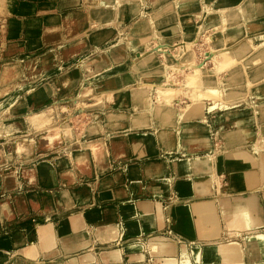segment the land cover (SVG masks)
I'll use <instances>...</instances> for the list:
<instances>
[{"label": "rangeland", "instance_id": "rangeland-1", "mask_svg": "<svg viewBox=\"0 0 264 264\" xmlns=\"http://www.w3.org/2000/svg\"><path fill=\"white\" fill-rule=\"evenodd\" d=\"M16 1L0 0V203L15 202L18 197L28 205L30 195H35L41 200L45 197L51 200L55 193L67 194L72 197L73 202L61 209H45L47 206L43 203L44 211L40 213L31 212L30 206H27L24 210L16 211L13 218H1L0 264L49 263L50 261L26 262L27 259H34L31 256L33 247L29 246L38 241L37 231L39 228L49 226L56 229V233L59 234L60 228H68L66 236H69L73 234L72 226L76 218L81 219L79 226H84V222L89 225L88 235L97 246L108 247L99 251L101 255L107 251L113 252L114 249H123L127 261L129 256L131 258L140 251V255L144 254L148 261H152L157 252L152 241L146 236L138 239L130 234L119 241L114 240L116 208L127 214L130 206L136 201H159L167 209L168 218L172 222L170 225L173 224V215L179 214L183 204L191 199L202 198L207 193L197 194L192 182L205 179L209 175L202 172L198 175L193 173L190 176H178L177 164L181 160L210 155L212 164H216V178L208 187L217 185L221 197L224 194L232 196L241 188V190L252 188L240 175L226 169L219 170L218 165L219 159L225 158L236 149L243 148L247 152L252 142L246 146L228 143L224 133L229 129H220L228 120H220L218 114L213 115V111L206 112V121L200 116L187 114L188 106L199 101L197 97L200 103L203 97L206 98L208 95L209 99V95H214L206 91H216L213 98L224 96L223 99L217 98L221 101L220 106L222 105L219 114H229V119H233L229 121L234 129L239 127L238 120L241 119L249 120L243 124L253 129L257 125V129H254L257 132L256 142H253L252 146L264 145L262 122L264 51L263 53L259 51L260 46L264 48V0L259 9L257 8L260 15L255 12L248 17L240 11L247 2L255 0H200L197 10H187L188 12L181 10L183 13L179 10L181 0H115L112 7L109 0H63L65 5L59 12L53 13L54 16L49 15L52 17L49 21V17L43 18L44 26L49 22L52 25L57 24V19L63 23L62 30L60 28L62 38L58 42L60 45L43 44L41 40L43 25L42 20L39 21L41 18L29 21L28 25L23 20L19 22L15 11ZM57 1L59 0H51L53 3ZM258 1L256 0V3L259 4L261 0ZM223 11L230 16L224 18ZM157 15L160 18L173 16V19L170 25L162 24L164 26L162 28L157 25L159 28H156L154 23L159 20ZM84 18H88L87 23H84ZM189 18L193 25H188L186 19ZM252 21L260 26H253L255 31L251 33L246 29L244 31L245 25ZM82 24H85L84 33L80 31ZM237 25L245 32L242 39L231 38L232 29ZM261 25L262 29L259 30ZM190 29H194L193 37L188 39L186 34L191 35ZM219 34L221 37L229 36L225 38L227 44L223 42L224 48L223 43L217 44ZM256 37L260 40L259 48L256 50L254 44H246L249 47L244 45L247 49L240 47L245 42L243 39ZM229 38L235 41H228ZM187 43L190 44L193 55L191 53L185 59L190 58L191 63L188 61L185 63L183 58L185 50L183 45L186 46ZM226 49L231 51L227 52ZM248 49L249 52L246 51ZM205 52L209 57L206 65L203 63ZM166 56L170 57V60L173 59L171 63ZM151 57H154L156 65L154 70L149 71L142 63ZM219 62L222 65L218 71L216 67L220 69ZM228 63L243 71V80L239 88L244 92V96H240L242 98L237 92L233 93L226 87L228 78H235V74L230 75L234 69ZM201 64L206 68H201ZM96 67L98 71L94 70ZM199 68L206 71L205 74L213 76L215 83L202 84L209 77L205 74L202 75V78L203 76L205 78L201 83L200 81L197 83L196 76L191 79ZM111 69L113 73L111 76L122 79L118 87H111L113 79L105 78ZM164 88L176 92L172 99L174 101L168 103L175 118V123L171 126L166 122H170L167 120L170 113L166 114L164 121L166 125L161 122L164 118L155 120L157 121L155 125L153 117L154 106L165 101L164 95L163 97L160 95L163 94ZM132 90L145 91L144 98L139 104L129 103L128 95ZM220 92H223V95H220ZM235 96L240 98L238 103L240 113L233 116L232 112L236 109L226 106L231 104ZM213 98L203 99L202 102L211 107L214 103ZM218 100L215 105L220 103V101L217 103ZM183 101L186 103L180 107L176 106ZM47 109L49 112L53 111L50 117ZM37 113H39L37 119L41 118L42 113L47 116L45 123H41L42 120L44 122V118L41 122L39 118L40 123H36L33 118L31 123V116L34 117L35 114L38 115ZM122 114L128 117L126 129L111 127L109 122H106L109 116ZM137 114L144 117H136ZM133 118L135 121L132 123ZM46 120H50L51 123ZM138 120L143 122L145 120L148 125L146 122L145 126H141L143 123ZM137 122L140 123L138 126ZM198 122H202V129L212 141L213 153L200 144L192 143L186 136L187 123L199 127ZM10 124L19 129L11 131ZM164 128L168 130L166 140L157 136ZM147 131L151 134L146 135ZM65 136H68V140ZM98 140L105 141L108 145L103 153L104 165L100 164L101 160L98 161L93 152L89 155L90 161L79 167L74 158L75 152H87L89 145ZM140 142L146 148L137 150L136 145ZM20 143L32 147L22 149ZM60 158L67 160L68 167L59 166ZM257 158V154L251 157L254 168L258 166ZM154 160L166 161L170 167V174L159 175L155 172L146 174V164ZM99 167L104 168L103 171ZM223 175L226 176V181L222 179ZM71 178L76 179L75 185L70 182ZM106 179L112 181L114 187L106 186L104 183ZM167 180L170 182L169 187L166 186ZM127 190H130L129 195H118L126 194ZM124 228L126 229L125 226ZM19 232L26 235L24 243H17L14 240ZM249 233L245 236L247 264H264V254L258 247L257 238H252ZM260 234L264 235L262 229L256 235ZM59 236L62 237L63 234ZM261 246H264V242ZM198 248L200 247L196 246L191 249L192 256L193 252L199 251ZM137 256L136 260L141 258L144 260V257ZM102 257L104 261L105 257ZM118 259H121L120 254ZM212 263L211 259L204 258L201 264Z\"/></svg>", "mask_w": 264, "mask_h": 264}, {"label": "crops", "instance_id": "crops-1", "mask_svg": "<svg viewBox=\"0 0 264 264\" xmlns=\"http://www.w3.org/2000/svg\"><path fill=\"white\" fill-rule=\"evenodd\" d=\"M114 2L115 0H109L110 7L114 5ZM64 5L63 0L56 3L51 2V0H17L15 11L17 20L19 22L23 20L27 22V25L31 20L41 18L39 21L42 20L41 24L43 25L41 37L43 44H59L58 42L62 38L60 28L63 23L58 22L57 19V24L52 25L49 22L44 26L43 18H47L49 15L54 16L53 13L59 12ZM51 9L53 10L51 11ZM51 18L49 17L48 21ZM17 20L15 19V21ZM96 69L97 67L94 70ZM238 92L240 94L244 93L240 89ZM239 99L236 100L237 103H239ZM184 103L186 102L177 103L176 106L180 107ZM239 113L238 108L232 112L233 116ZM230 121L226 123L230 126L229 132H232L231 139L227 136L228 132L224 133L228 143L232 142L240 146H246L248 143L256 142L257 132L254 129H257V125L253 129L243 124L249 122V120L241 119L238 120L239 127L234 129ZM262 122L264 125V115ZM201 124L202 122H198L199 127H194V124L190 126L187 123V127L195 128L200 135L201 141L194 144H200L210 153H213L206 139L210 140L211 148L212 141L202 129ZM243 129H249L250 131L241 133ZM252 143L249 145L250 148L247 149V152L243 148L236 149L235 152L228 154L225 158L219 159V170L226 169L234 172L240 175L246 184L252 186L248 190L238 189L239 191H235L232 196L224 194L221 197L217 185L208 187V184L216 178V164H212L210 155L204 158L194 157L191 160H181L177 164L178 176H190L193 173L198 175L204 172L209 177L192 182L197 194L207 193L202 198L191 199L183 204V208L179 209V214L173 215L174 223L171 224L173 228L170 227L172 222H170L167 209L162 202L136 201L134 205L130 206L127 214L116 208V237L114 240L119 241L125 235L130 234L138 239L146 236L149 241H152L157 252L152 261H148L144 254L140 255V251L136 252L138 256L132 255L131 258L129 256L126 261L123 249H114L113 252L107 251L101 255L99 251L108 247L97 246L92 241V237L88 235L89 225L84 222V226H79L81 219L76 218L74 226H72L73 234L69 236H66L68 228H60L59 234H63L62 237L52 227L39 228V231H37L38 241L33 246H29L33 247L31 256L35 260L27 259L26 262L50 261L47 264H201L204 258H209L213 261L212 264H247L245 236L249 231H251L249 234L252 238H257L259 249L264 254V246H261L264 242V235H256L259 230L264 231V186H262L264 184V145L261 147L256 144V147H253ZM144 148L146 147L144 146ZM250 154L252 156L258 155L256 159L258 166L255 168ZM161 162L165 168V174H170L169 164L166 161L161 160ZM225 177L223 175L222 179H225ZM169 185L170 182L167 180L166 186L169 187ZM127 191L126 196L130 193V190ZM129 222L131 223L129 224ZM196 246L200 248H198L199 251L193 252L194 259H192L191 249ZM135 248L140 249L141 247ZM119 254L121 259H118ZM102 256L105 257L104 261ZM135 256H142L144 260L142 258L136 260Z\"/></svg>", "mask_w": 264, "mask_h": 264}, {"label": "bare ground", "instance_id": "bare-ground-1", "mask_svg": "<svg viewBox=\"0 0 264 264\" xmlns=\"http://www.w3.org/2000/svg\"><path fill=\"white\" fill-rule=\"evenodd\" d=\"M258 1V0H257ZM260 1V0H259ZM258 1V2H259ZM180 2V1H179ZM199 2H200V0H181V6H179V10L181 11H187V10H193V9H195V10H197V8H198V4H199ZM262 3V0H261V2L258 4V3H256V0H255V2L254 1H251V2H247V4L243 7V9L240 11V12H242V13H244L245 14V16H251L252 14L254 15V13L255 12H257V14L258 15H260V11H258L257 10V8L259 9V5ZM124 4V3H123ZM179 4V3H178ZM166 11H167V9H165ZM240 10V9H239ZM257 10V11H256ZM181 11V13H183ZM194 11V10H193ZM188 12V11H187ZM190 12V11H189ZM259 12V13H258ZM223 13H224V18H226L227 16H230V14H225V11H223ZM190 16V15H189ZM236 16H238V14L236 15ZM157 17H159L158 15H157ZM156 17V18H157ZM183 17V16H182ZM187 17V16H186ZM184 19H185V17H183ZM236 18V17H235ZM173 19V16H162L161 18L159 17V20H157L156 21V19H155V23H154V25H156L155 27L156 28H159V27H157V25L158 26H161V28L162 27H164V26H162V24H169L170 25V22H171V20ZM191 19H192V17H191ZM191 19L189 18V19H186L187 21H188V25H190V24H192L191 23ZM238 19V18H237ZM174 21V20H173ZM88 22V18H84V23H87ZM183 22H185V21H183ZM232 23H234V26H235V22L233 21ZM237 24H238V22H236ZM185 25H187V23H185ZM193 25V24H192ZM226 26V25H225ZM246 26V28H244V31H245V29L246 30H248L247 32L248 33H251V32H253V31H255L254 29H253V26H260V25H258V24H256L255 22H249L248 24H246L245 25ZM154 27V26H153ZM244 27V26H243ZM85 28V24H82V26L80 27V31H83L84 32V29ZM260 29H262V25H261V28H259V30ZM187 30V33H188V29H186ZM186 30H185V32H186ZM194 30V29H193ZM193 30L192 29H190L189 30V32H190V36H189V34L187 35L186 34V36H188V39L189 38H191V37H193V34H192V32H193ZM225 30V29H224ZM243 31V29L241 28V26L240 25H237L234 29H232V32H233V34L231 35V38H238V39H242V37H243V35H244V32ZM184 32V33H185ZM246 32V33H247ZM219 33V32H218ZM225 33H226V31H225ZM234 33H235V35H237V36H235L234 35ZM217 34V33H216ZM220 35V37L218 38V35H217V38H218V42H217V40L215 41V43L217 42V44H222L223 42L225 43V44H227V38L226 37H229V36H224V37H221V34H219ZM225 35V34H224ZM212 36V35H211ZM259 36V35H258ZM257 36V37H258ZM261 36V35H260ZM210 37V36H209ZM247 38V39H243L245 42V44L244 43H242L243 44V46L241 45L240 47H246V46H248L249 47V45H246V44H254V45H256V48H254L255 50L257 49V48H259V44H260V40H259V38ZM184 38H185V36H184ZM226 38V39H225ZM235 39H233L234 41H235ZM209 40H210V38H209ZM224 40H226V41H224ZM231 41V42H233V40L232 39H228V41ZM239 41V40H238ZM214 43V44H215ZM223 43V48L225 47L224 44ZM236 43V42H235ZM234 43V44H235ZM213 44V45H214ZM73 45V44H72ZM71 45V46H72ZM75 45V44H74ZM240 45V44H239ZM244 45H246V46H244ZM71 46H69V47H71ZM236 46V45H235ZM68 47V46H67ZM218 48H221L220 46H217ZM227 48H228V46H226ZM237 47H238V45H237ZM250 47H251V45H250ZM183 48H185V50H184V55H183V58L185 59L187 56L189 57L190 56V54L192 53L191 52V49H190V44L189 43H187L186 44V46H184L183 45ZM182 48V49H183ZM67 49H69V48H67ZM231 49V48H230ZM246 49H247V47H246ZM253 49V48H252ZM224 50V49H223ZM250 50H251V48H250ZM226 51L228 52V51H231V50H227L226 49ZM247 52H249V49L248 50H246ZM258 51V50H257ZM259 51L261 52V53H263V51H264V48H261V46H260V49H259ZM258 51V52H259ZM110 52H112V51H110ZM224 52H225V50H224ZM226 52V53H227ZM252 52V51H251ZM222 54H223V52H221ZM169 54V53H168ZM108 55V54H107ZM192 55H193V53H192ZM171 56V55H170ZM167 57V56H166ZM205 57H206V59L207 60H205L203 63L206 65V63H207V61L209 60V57L207 56V53H205ZM111 58V57H110ZM171 58H172V56H171ZM192 58V57H191ZM167 59L168 60H170V57L168 58L167 57ZM187 59V58H186ZM185 59V63H186V61H188V62H190L191 63V61H189L190 60V58H188V60H186ZM211 59V58H210ZM233 59V58H232ZM173 59H171L170 60V63H171V61H172ZM182 60V59H181ZM180 60V61H181ZM182 62H183V60H182ZM231 62V61H230ZM233 62V61H232ZM236 62V61H235ZM234 62V63H235ZM237 62H239L238 60H237ZM116 64H117V61L115 62ZM169 63V64H170ZM234 63H232V64H234ZM143 64V66H147L148 68H149V71H152V70H154L155 69V63H154V57H151V58H148L147 59V61L146 62H144V63H142ZM193 64V63H192ZM220 64V62L218 63V65ZM238 64V63H237ZM250 64V63H249ZM31 65V64H30ZM118 65H119V63H118ZM117 65V66H118ZM172 65H174V63L172 62ZM221 65L222 64H220V69H219V67L217 68L216 67V69H218V71L219 70H221ZM228 65H230V67L232 66L231 64H229L228 63ZM201 66V68H206V66H202V64L200 65ZM234 66V65H233ZM232 66V69H234L233 70V72H231V74L230 75H234L235 74V78H233V77H231V78H228L229 80H228V82H227V88L228 89H230L233 93H235V92H237L238 93V95H239V97L240 96H243V94H240L239 92H238V90H236V89H239L240 88V86H241V83H242V73H243V71L241 70V69H239L238 67H233ZM254 66V65H253ZM150 68H151V70H150ZM201 68H199V69H197L196 71H197V74L196 75H193L192 76V78L191 79H193L194 78V76H196L197 77V79L195 78V80L197 81V83H198V81H200V83H201V81H203L204 79L203 78H205L204 76H203V78H202V75H204L205 73H206V71H203V69H201ZM213 68V67H212ZM119 69V68H118ZM224 69V68H223ZM230 69L228 68V71H229ZM97 71H98V69H97ZM109 71V70H108ZM112 69L109 71V72H107V74H109L107 77H105V78H107V80L108 79H113L112 81H111V87L113 86V87H115V86H119L120 85V83H122V79L121 78H115L116 76H111V74H113L112 72ZM104 73H106V72H104ZM195 73V72H194ZM208 73V72H207ZM103 74V73H102ZM209 74V73H208ZM205 75H207V74H205ZM236 75H237V77H236ZM209 75H207V77H208ZM96 77V76H95ZM97 77H99V75H97ZM202 78V79H201ZM115 79V80H114ZM201 79V80H200ZM207 80H205L204 82H202V84H204V83H207L208 85H211V84H214L215 83V79H214V77L213 76H209L208 78H206ZM195 80H194V82L192 81V83H193V85H194V83H195ZM192 83H191V85H192ZM196 83V84H197ZM201 84V85H202ZM196 86V85H195ZM207 86V85H206ZM223 91V90H222ZM235 91V92H234ZM199 92V91H198ZM208 92V94L210 93V94H216V91H214V92H210V91H206V93ZM218 92V91H217ZM161 93V92H160ZM178 93V92H177ZM201 93H202V91H201ZM222 93V94H221ZM145 94V91L144 90H141V91H138V90H132L131 91V93L128 95V99H129V103L130 104H139L141 101H142V98H144L143 97V95ZM175 94H176V92H173V90H171L170 88H164L163 89V94H160V95H162V97H163V95H164V97H165V101L163 102L162 101V103H160V104H157L156 106H154V110H153V114H154V122H155V120H157V121H159V120H161L162 118H164V119H162L161 120V122L162 123H164V125H166V122H167V124H169V126H171V125H173L174 123H175V118H174V113L172 112V111H170V108H169V106H168V103L170 102H172V101H174V100H172L173 99V97L175 96ZM225 94V93H224ZM199 95V94H198ZM214 95H212V96H210L209 95V99H212L213 98V96ZM217 95H218V93H217ZM220 95H223V92H220ZM230 95V94H229ZM237 95V96H238ZM208 96V95H207ZM206 96V98L208 99V97ZM216 97V96H215ZM215 97L213 98V101H214V103H213V106H211V107H208L207 105H205L203 102H202V100L203 99H206L205 97H203V99L201 100V102L199 103V101H200V99L197 97V99L199 100L198 102H196V99H194L195 100V102H196V104L194 103V105H192V103H191V105H189L188 106V114L187 115H191V116H200L202 119H203V121H206V115H207V111H213V115L214 114H218V117L220 118V120H231V119H229V114H226V113H224V114H219V110L221 109V106H220V104H221V101H220V99L218 100L217 98H222L223 99V97L222 96H218V97H216V99H215ZM230 98L229 96H226V98ZM200 98H201V96H200ZM208 99V100H209ZM232 99V98H231ZM238 98H236V96H235V99H232V102H231V104L230 105H228V106H226V108H232V109H236V108H238V103L236 102V100H237ZM218 100V102L217 103H219V101H220V103L219 104H216L215 105V103H216V101ZM230 100V99H229ZM206 101V100H205ZM228 101V100H227ZM161 102V101H160ZM223 106H224V104H223ZM225 108V107H224ZM48 110V112H49V109H47ZM47 110H44V112H46ZM43 111V110H42ZM51 111V110H50ZM47 112V113H48ZM53 112V111H52ZM52 112H49L48 114H49V117H50V113H52ZM225 112H227V110L225 111ZM40 113V112H39ZM39 113H37L38 115H34V117H32L31 116V120H32V122L31 123H33V118L35 119L34 121L37 123H40L41 122V119L42 118H44V122H43V120H42V124L43 123H45V118L47 117L44 113H42L41 115V118H40V122L38 121L39 120V118L37 119V117L39 116ZM169 114L170 115V117H169V119H167V120H170V122L169 121H166V122H164L165 121V119H166V114ZM187 113V112H186ZM143 114V113H142ZM37 116V117H36ZM46 116V117H45ZM182 116V115H181ZM183 116H185V113L183 114ZM136 117H144L143 115H141V114H137L136 115ZM135 117V118H136ZM189 117V116H188ZM187 117V118H188ZM52 118V117H51ZM50 118V120H51V122H52V120H53V118L51 119ZM127 115H125V114H122V115H119V116H114V115H111V116H109L108 117V120H106V122L108 121L109 122V125L111 126V127H114V126H118V127H120V128H125L126 129V127H127ZM135 118H133V119H131L132 120V123H133V121H135ZM28 119H30V118H28ZM36 119H37V121H36ZM49 118H47V120H48ZM31 120H29V121H31ZM46 120V121H47ZM50 120L49 121H47V122H50ZM186 120V119H185ZM116 121V122H115ZM139 121V120H138ZM150 121V120H149ZM152 121V120H151ZM156 121V122H157ZM50 122V123H51ZM143 123V124H140V123ZM139 122H137V126H138V123L141 125V126H145V124H146V122L147 121H145L144 120V122H143V120H141V121H139ZM156 122H155V125H156ZM35 123V124H36ZM136 123V122H135ZM171 123V124H170ZM35 124H32V125H35ZM49 124V123H48ZM107 124V123H106ZM108 124H107V127L109 126ZM146 125H148V122H147V124ZM158 125V124H157ZM39 126V125H38ZM40 126H41V124H40ZM43 126V125H42ZM66 126V125H65ZM134 126V125H133ZM150 126V125H149ZM160 126V125H159ZM9 127V126H8ZM63 127V126H62ZM147 127V126H146ZM162 127V126H161ZM165 127V126H164ZM9 128H11L10 130L11 131H15V130H17V129H19L18 127H15L13 124H10V127ZM61 128V127H60ZM64 128V127H63ZM109 128V127H108ZM141 128V127H140ZM166 128V127H165ZM163 129V130H160L159 131V134L157 135V136H160V138H165L166 137V132L168 131L167 129ZM67 129V128H66ZM184 129V128H183ZM220 129H224V130H227V129H229L228 130V134H227V136L229 137V139H231V137H232V132H229L230 131V126H229V124H223L221 127H220ZM207 131V130H206ZM250 130L249 129H243V130H241V133H248ZM67 132V131H66ZM170 132H172V130L170 131ZM185 132H186V136H187V138L192 142V143H196L197 141L199 142V141H201V138H200V135H199V133H198V131L195 129V128H190V127H187V126H185ZM69 134V133H68ZM146 135H150L151 133L149 132V131H147L146 133H145ZM171 134V133H170ZM70 135V134H69ZM66 137V139L68 140V136H65ZM152 138V137H151ZM153 139H154V137H153ZM152 139V140H153ZM158 138H156V140H157ZM151 140V139H150ZM165 140H166V138H165ZM69 141H71V140H69ZM93 141V140H92ZM143 142V141H142ZM206 142L209 144V146H210V150L212 149L211 148V145H210V140L209 139H206ZM145 143V142H144ZM161 143V142H160ZM146 144V143H145ZM20 145L22 146H20L22 149L23 148H31V147H29V146H25L23 143H20ZM146 145H148V144H146ZM208 146V145H207ZM108 147V145L106 144V142L105 141H100V140H98V142H94V143H91L90 145H89V148L87 149V152H85V153H81L80 151H76L75 152V154H74V158H76V163H77V165L80 167V166H83L85 163H88L89 161H90V158H89V155H90V153L92 154L93 152H94V156H97V160L99 161V160H101V163L100 164H103L102 163V161H104V155H103V153L106 151V148ZM144 148V145H142V143L140 142V144H137L136 145V149L137 150H140V149H143ZM254 149V148H253ZM255 152V151H254ZM262 152V151H261ZM107 153V152H106ZM93 156V157H94ZM95 159V158H94ZM200 161V160H199ZM195 163H197L196 161H195ZM97 165V164H96ZM104 165V164H103ZM205 165V164H204ZM50 166V165H49ZM59 166L60 167H63V168H66V167H68V164H67V160L66 159H63V158H60L59 159ZM100 166V165H99ZM198 166V165H197ZM201 167V166H200ZM99 168H102V167H99ZM82 169V168H81ZM80 169V170H81ZM103 169L104 168H102V171H103ZM42 170H44V168H42ZM53 172V171H52ZM145 172H146V174H151V173H153V172H155V173H157V174H159V175H165V168H164V166H163V163L160 161H157V160H154V161H150V162H148L147 164H146V170H145ZM43 173V172H42ZM101 174H102V172H100ZM61 176H62V174H61ZM64 177V176H63ZM104 178V177H103ZM52 179H53V177H52ZM72 181V182H71ZM100 181H101V179H100ZM70 182L71 183H73L72 185H75V183H76V179L75 178H71L70 179ZM69 182V183H70ZM68 183V184H69ZM105 184H106V186H109V185H111L110 187H114L113 185V182L112 181H109V180H105V182H104ZM104 188V187H103ZM118 192V191H117ZM118 195H122V196H126V194H118ZM118 197H120V196H118ZM16 201L15 202H11V201H3V202H1L0 203V219L1 218H4V217H11V218H13L14 216H15V213H16V211L17 212H19V211H21V210H24V209H26L27 208V206H30V210H31V212H33V213H40V212H42V211H44L43 209H42V206H43V203L47 206L45 209H48V208H51V209H58V208H60L61 209V207L63 208V207H65L66 205H68L69 203H71V202H73L72 201V197H70V196H68L67 194H60V193H55L54 195H53V198L51 199V200H48L47 199V197H45V198H43L44 200H41L40 198H38L37 196H35V195H30L29 196V198H28V205H26L23 201H21L18 197H16ZM72 205V204H71ZM50 209V210H51ZM47 211V210H46ZM45 211V212H46ZM49 211V210H48ZM60 211H62V210H60ZM239 211V210H238ZM58 212V211H57ZM243 214V213H242ZM17 215V214H16ZM263 238V237H262ZM14 240L17 242V243H24L25 241H26V235H25V233H23V232H19V233H17V235H16V237L14 238ZM263 241V240H262ZM258 242V241H257ZM259 247V246H258Z\"/></svg>", "mask_w": 264, "mask_h": 264}, {"label": "built area", "instance_id": "built-area-1", "mask_svg": "<svg viewBox=\"0 0 264 264\" xmlns=\"http://www.w3.org/2000/svg\"><path fill=\"white\" fill-rule=\"evenodd\" d=\"M205 53H206V52H205ZM203 54H204V53H203ZM205 60H207V59H206L205 54H204V61H205ZM204 61H203V62H204Z\"/></svg>", "mask_w": 264, "mask_h": 264}]
</instances>
